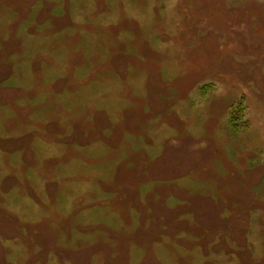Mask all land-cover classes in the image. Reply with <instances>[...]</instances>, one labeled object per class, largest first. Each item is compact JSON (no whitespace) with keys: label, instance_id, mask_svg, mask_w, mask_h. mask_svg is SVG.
Segmentation results:
<instances>
[{"label":"rangeland","instance_id":"1","mask_svg":"<svg viewBox=\"0 0 264 264\" xmlns=\"http://www.w3.org/2000/svg\"><path fill=\"white\" fill-rule=\"evenodd\" d=\"M0 264H264V0H0Z\"/></svg>","mask_w":264,"mask_h":264},{"label":"flooded vegetation","instance_id":"2","mask_svg":"<svg viewBox=\"0 0 264 264\" xmlns=\"http://www.w3.org/2000/svg\"><path fill=\"white\" fill-rule=\"evenodd\" d=\"M119 59H120V57H119ZM113 66L115 67V68H121V66H119L118 64H113ZM103 70V68L101 67L100 69H99V71L98 72H101ZM121 71V70H120Z\"/></svg>","mask_w":264,"mask_h":264},{"label":"trees","instance_id":"3","mask_svg":"<svg viewBox=\"0 0 264 264\" xmlns=\"http://www.w3.org/2000/svg\"><path fill=\"white\" fill-rule=\"evenodd\" d=\"M154 214H157V213H154Z\"/></svg>","mask_w":264,"mask_h":264}]
</instances>
